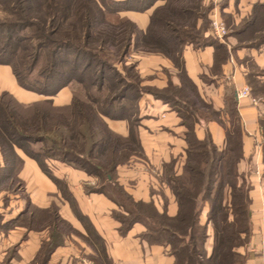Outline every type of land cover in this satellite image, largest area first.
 Wrapping results in <instances>:
<instances>
[{
	"label": "trees",
	"instance_id": "16d2710c",
	"mask_svg": "<svg viewBox=\"0 0 264 264\" xmlns=\"http://www.w3.org/2000/svg\"><path fill=\"white\" fill-rule=\"evenodd\" d=\"M157 1L0 0V64L11 67L19 86L40 95L51 97L66 86L72 89L70 103L62 106L54 105L51 98L23 104L9 92L0 91V154L5 175L16 170V149L34 159L45 173L44 160H57L97 178L85 191L103 193L118 206L112 217L120 223V235L140 222L145 226L141 238L166 247L174 256L173 264H246L247 254L239 249L251 233L250 185L237 169L242 158V127L235 100L230 95L225 110L216 111L187 76L182 57L188 44L196 48L211 45L214 62L225 60V46L199 30L200 20L206 21L203 0H161L164 2L154 7L144 30L119 16L125 10L145 11ZM228 1L222 0L221 6ZM221 15L237 46L258 48L264 44V3H254L249 15L234 26L229 14ZM131 47L169 59L178 70L179 85L168 82L160 91H142L137 88L135 72L134 82L129 80L130 73L123 78L114 72V62L124 63ZM132 68L130 65L127 71H134ZM141 92L168 104L185 128L181 172L173 171V162L166 163L161 178L176 199L174 216L165 208L159 211L152 200H134L117 181V167L137 153L143 155L133 128L137 117L131 119ZM105 117L128 119V134L114 132ZM200 120H216L223 126V149L208 132L202 139L196 137L194 127ZM54 180L66 195L64 183ZM29 211L36 209L27 201L23 212ZM45 217L51 233L69 232L55 210H46ZM209 229L213 239L210 254L205 246ZM53 237L42 243L38 264L54 249L57 242Z\"/></svg>",
	"mask_w": 264,
	"mask_h": 264
},
{
	"label": "crops",
	"instance_id": "0c3cea01",
	"mask_svg": "<svg viewBox=\"0 0 264 264\" xmlns=\"http://www.w3.org/2000/svg\"><path fill=\"white\" fill-rule=\"evenodd\" d=\"M213 2L214 12L231 16L232 26L249 15L252 5L264 0H222ZM157 1L145 11L125 10L120 17L133 21L145 29ZM230 27V25H229ZM209 34L225 46L226 58L214 62L215 48L211 45L194 47L188 44L182 51L183 65L189 79L200 96L219 112H223L232 95L242 127V158L238 173L250 185L249 240L239 251L247 254L246 264H262L264 258V107L253 104L250 97H237L236 91L251 87L252 96L264 93V44L260 47H239L234 36L226 41ZM137 69L143 77L167 71V78L152 76L144 84L158 88L169 82L179 85L178 70L166 57L155 53H138ZM259 88V90H258ZM0 91H7L23 104L51 98L56 106L70 103L72 89L63 87L51 97L40 95L19 86L9 65L0 64ZM138 128L142 158L131 160L117 167V181L134 200L150 201L169 216L177 213V202L170 188L161 178L164 164L173 162L178 174L185 160L186 142L184 126L170 106L148 92H141L137 101ZM263 107V108H262ZM105 121L114 132L126 136V119ZM195 135L202 139L208 132L219 148L226 144L225 130L216 120H200L194 127ZM16 170L8 176L0 154V264H38L37 256L42 243L53 239L57 242L43 264H173L174 256L159 244H150L141 238L145 226L134 223L125 235H120L119 221L112 217L118 206L103 193L86 192V185H93L97 178L82 170L53 159H45V173L39 164L20 149H16ZM13 170V169H12ZM50 176V177H49ZM64 183L67 194L60 190L54 179ZM19 180V184L14 182ZM158 187V189H155ZM27 201L36 209L24 213ZM48 209L69 226V232L52 231L45 217ZM23 212V213H22ZM207 205L200 221L206 220ZM33 215V216H32ZM30 219L29 225L26 220ZM213 244L212 233L206 241L208 254Z\"/></svg>",
	"mask_w": 264,
	"mask_h": 264
},
{
	"label": "rangeland",
	"instance_id": "374dc122",
	"mask_svg": "<svg viewBox=\"0 0 264 264\" xmlns=\"http://www.w3.org/2000/svg\"><path fill=\"white\" fill-rule=\"evenodd\" d=\"M222 1H220L221 3ZM203 7L201 9L202 12H206L204 15H206V21L205 20H200V31H203L204 32L206 31V34H209V32L211 31V18L216 16L217 19H219L225 26L226 28V34L223 35L222 39H224L226 41L227 37L230 35V27L226 25V22L224 21V19L216 12H214V7H213V2L209 1V0H203ZM0 15H1V10H0ZM242 19V18H241ZM240 22V21H239ZM194 30V29H192ZM195 34H197L196 31H194ZM232 36V35H230ZM237 45V44H236ZM153 53V52H146V51H141V50H137V49H133L132 47L130 48L129 52L125 55V58H124V63L122 62H114V72H116L117 74H119L120 76H122L123 78L126 77V74L130 73L131 74V79H129L130 81L134 82L135 81V77H134V72L137 74V78H136V83H137V88L140 89V90H144V89H153V90H157V91H160L162 90L164 87H161V88H158V87H155V86H150V85H146L144 84L145 81H148L150 80V78L152 76H160L161 78H164L166 77L167 78V71L163 70V71H156L154 73L156 74H147L145 76H141L140 73L138 72V69H137V65H138V59H137V55L138 53ZM156 54V53H155ZM158 54V53H157ZM130 65H133V70L134 71H127V68H129ZM126 68V69H125ZM131 69V70H132ZM169 82V80H168ZM168 84V83H167ZM250 90V100L252 101L253 100H256L255 103L253 104H261L264 106V93H259L257 92V96H252V92H251V87L247 86ZM259 90V88H258ZM138 101V100H137ZM126 103V101H124ZM137 104V103H136ZM137 108V106H136ZM263 108V107H262ZM138 108L132 112V117L131 119H136L137 117V123L136 125H133V128L135 129V131L137 132V128H138V123H139V119H138V112H137ZM127 122H128V125H129V120L126 119ZM129 130V129H128ZM137 158H142V155L140 154H135L133 156H131L130 158V161L131 160H134V159H137ZM143 159V158H142ZM127 164V163H126ZM121 166V165H119ZM155 189H158V187H156Z\"/></svg>",
	"mask_w": 264,
	"mask_h": 264
},
{
	"label": "built area",
	"instance_id": "2783aa9c",
	"mask_svg": "<svg viewBox=\"0 0 264 264\" xmlns=\"http://www.w3.org/2000/svg\"><path fill=\"white\" fill-rule=\"evenodd\" d=\"M211 33L214 37L218 39H221L223 35L226 34V28L224 24L219 19H217L216 16L211 18ZM236 96L237 97H249L250 96L249 88L247 86H244L241 89L237 90ZM252 102L255 103L256 100L252 99ZM262 264H264V258H263Z\"/></svg>",
	"mask_w": 264,
	"mask_h": 264
}]
</instances>
